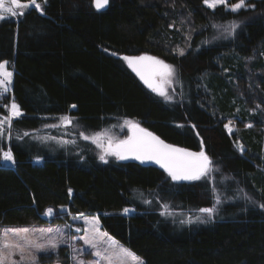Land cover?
<instances>
[{
    "label": "trees",
    "instance_id": "16d2710c",
    "mask_svg": "<svg viewBox=\"0 0 264 264\" xmlns=\"http://www.w3.org/2000/svg\"><path fill=\"white\" fill-rule=\"evenodd\" d=\"M37 2L44 14L32 7L0 20V62L12 64L11 92L23 113L12 130H38L64 114L85 131L135 119L168 143L202 146L231 200L206 223L185 225L161 215V204L185 213L211 207L207 180L175 183L152 166L12 137L0 140L16 161L0 159V225L40 223L47 208L63 205L97 214L101 228L145 264H264V0H247L255 7L238 13L210 10L204 0H109L100 11L93 0ZM233 21L232 38L210 40L212 25ZM140 54L175 67L177 101L154 94L122 60Z\"/></svg>",
    "mask_w": 264,
    "mask_h": 264
},
{
    "label": "snow or ice",
    "instance_id": "6c2138e0",
    "mask_svg": "<svg viewBox=\"0 0 264 264\" xmlns=\"http://www.w3.org/2000/svg\"><path fill=\"white\" fill-rule=\"evenodd\" d=\"M46 3L47 0H44ZM93 4L97 10L104 9L109 0H93ZM204 4L209 8L215 10L218 5H225L229 11L238 13L240 10H247L248 7L254 8V5L248 4L246 0H236L230 7L227 4V0H204ZM39 10L40 14H44L41 4L37 0H0V20H5L12 17L23 16L26 10L32 9ZM19 10V11H17ZM7 14V16L5 15ZM212 27H220L218 25H212ZM239 27L235 21L231 22L225 27V32L232 35L236 28ZM115 55V53H113ZM180 55H184L182 49L179 50ZM127 62L128 67L139 77V79L154 93L161 96L165 101L172 100V96L169 94V88L173 83H178L175 79L176 71L175 67L166 63L164 60L159 59L151 55H139L122 57ZM13 72L8 69V61L0 62V97H5L11 90ZM175 91L174 88H172ZM8 114L0 117V137L5 135V129L8 132L13 125V119L22 115L19 105L14 100L9 105H4ZM75 108V105H72ZM61 122L66 126L72 124V119L64 116L61 117ZM232 121H229L224 127L232 132L230 125ZM124 126L128 129V135L123 139L114 138L107 135V133H95L92 136L86 135L84 132L80 133V136L84 140H91L98 148L101 149L99 159L107 163L106 157L113 156L118 160L134 159L141 163L153 162L159 165L171 178L172 181H199L201 179H207L213 171L212 161L205 154L204 151L193 152L185 148H180L172 144L165 143L159 136L155 135L148 129L141 127L138 122L126 119ZM251 127L252 125H246ZM49 127H56V125H49ZM25 136L29 133L25 132ZM21 137H17L20 139ZM56 139V137H51ZM61 143H75V141L61 140ZM202 143V142H201ZM241 152L244 151L243 145H238ZM0 159L5 162H11L15 164V158L12 151L0 150ZM72 189H68L69 196L72 195ZM215 204L212 207L199 208L200 213L206 214L210 219L216 212V204L221 203V199L218 194H215ZM145 203H151V201H144ZM165 211L161 212V215H172L167 211L168 206L163 205ZM264 208V204L260 205ZM134 209H123L125 214ZM64 213L71 215L66 206H60L58 210H54L52 207L47 208L42 215L53 218L60 216ZM83 219L85 234L79 239L83 240L87 249L91 250V254L96 259L90 264H145L144 260L130 249L120 245L114 240L107 232H102L100 228V222L98 216H86L85 213H78L72 216V220L76 221ZM206 223L207 220L201 216H196L195 219L189 217L188 219L181 220L180 223ZM71 227V225H66ZM76 232H80V228H75ZM39 233V234H37ZM68 243L64 239V234H53V229H4L3 234L0 235V264H37V253H55L59 249L61 244ZM72 249L73 264H85V261L81 259V255L84 249H76L73 245H68ZM14 256H18L19 259H13Z\"/></svg>",
    "mask_w": 264,
    "mask_h": 264
},
{
    "label": "rangeland",
    "instance_id": "374dc122",
    "mask_svg": "<svg viewBox=\"0 0 264 264\" xmlns=\"http://www.w3.org/2000/svg\"><path fill=\"white\" fill-rule=\"evenodd\" d=\"M230 1L231 0H227V4L229 7L232 3L236 2V0H234L233 2H230ZM24 2H27V1H24ZM246 2H247V0H246ZM38 3L41 4V2H38ZM203 5H205L204 2H203ZM218 6H220V5H218ZM222 6L226 10H228V8L225 5L222 4ZM210 10H212V9H210ZM17 11H19V10H17ZM5 15L7 16V14H5ZM19 17L20 16L8 18V19L17 20ZM230 23L231 22L223 23V24H217L220 27H214L215 28L214 29V36L210 40L221 39L222 37L224 39L232 38V35L234 33L232 35H229L224 30L225 27H227ZM12 68H13L12 64L8 62V69L13 72ZM175 79L177 80V77H175ZM178 85H179V83H173L172 87L169 88L168 91H169V94L172 96V100L167 101V102H175L178 100L179 93H180V91L178 90ZM172 88H174L175 91H173ZM154 94H156V93H154ZM159 97H161V96H159ZM161 98L163 100H165L163 97H161ZM13 100L14 99H13V95H12L11 90L5 97H0V117L8 114V111L4 107V105L10 106V104L12 103ZM21 113H22V111H21ZM64 116H67V117L72 119V124L70 126H66L65 124H63L61 122L60 118L64 117ZM18 118L19 117L14 118L13 121L15 119H18ZM126 119H128V118L116 119L112 122V124H110L109 126L103 128V129H100L98 131H85L82 127H80V125L78 124V121L74 117H71L67 114H64V115H59V116H54V117L48 118V121L40 129L27 132V133H29V135H27V136L24 135L25 131L20 132V133H16L11 128L10 133H9L7 128H6L5 129V135L3 137H0V140L4 139L6 142H8L12 137H14L16 139L18 136L21 138L22 137H29L30 140H32V141H37L41 144L50 145V147H53V148H50L52 152H57L59 150H62V151L66 150L68 152H73V153L79 154L80 152L81 153H84V152L89 153L91 151L90 153H92L95 156V158H97L100 162H104V161H101L99 159V156L101 154V149L98 148L94 143H92L91 140H84L80 136V133L84 132L86 135H89V136H92L95 133H107V135L112 136L114 138L123 139L126 135L129 134L127 127L124 126V121ZM129 120H132L134 122H138L135 119H129ZM49 125H56V127H49ZM227 132H229V131L227 130ZM51 137H56V139H51ZM61 140L75 141V143H61L60 142ZM200 151H204L202 146L199 148L198 152H200ZM83 158H84V154L80 158V160H82ZM112 158H115V157H113V156L106 157L107 161L112 159ZM34 162L37 163V162H41V161H40V159L36 158V159H34ZM2 163L4 165H8L3 160H2ZM9 163H10V165L12 164L11 162H9ZM215 170H216V167H213L212 173L210 174V176L207 179H205L211 185V192H212V197H213L212 206L215 204L214 193L219 195L221 202L226 201V200H231L230 196H228V198H226V199H224L222 197L223 192H221L219 190L220 189L219 184L216 182V178H214V171ZM163 205H167L168 206L167 211L172 213V215H166V216H168L170 219L172 218V220H175L179 223L181 220L188 219L189 217L193 218V220H194L196 216H201L205 220H209V218L206 216V214L200 213L199 211L191 212V213L181 212L178 209H175L174 207H172L170 203L161 204V209H162L161 211H165V208L162 207ZM218 205L219 204L215 205L216 208ZM128 209H131V208H128ZM131 212H133V211H130L129 213H131ZM129 213H127V214H129ZM75 215L76 214L68 215L67 213H65L60 218H55V217L49 218V217L42 215L43 218L46 219L45 221H42L40 223H31V224H27V225H21V226H13V225H9V224H3V225H0V235L3 234L4 229H12V228H15V229H21V228L33 229L34 228V229L47 230V229L51 228V229H53L54 235H58L59 233H63L64 239L68 243L61 244L59 249L55 253H47V254L37 253V256H38L37 264H63L61 262L60 258L63 259V257H65V256L67 257V264H73V260H72L73 253H72V249L68 246L69 244L73 245L76 249H84V252L82 253L80 258L85 261V264H90V262L94 261L96 259V257L91 254V250L87 249V246L84 245L83 240L79 239V237H81L85 234L84 228L86 226L84 225L82 218L79 220L73 221L72 216H75ZM86 216L91 217V216H98V215L97 214H86ZM198 223L199 222H193L191 224H198ZM183 224L187 225L189 223H183ZM66 225H71V227H66ZM77 227L81 229L80 232L75 231V228H77ZM100 228H101V226H100ZM101 231L106 232L102 228H101ZM37 234H39V233H37ZM109 236H111V235H109ZM113 239L116 240L115 238H113ZM118 243L120 245H123L120 242H118ZM57 254L61 255V257L58 258ZM13 259H19V257L14 256Z\"/></svg>",
    "mask_w": 264,
    "mask_h": 264
},
{
    "label": "water",
    "instance_id": "95a60500",
    "mask_svg": "<svg viewBox=\"0 0 264 264\" xmlns=\"http://www.w3.org/2000/svg\"><path fill=\"white\" fill-rule=\"evenodd\" d=\"M108 6V5H107ZM107 6L104 8V9H106L107 8ZM94 8H95V6H94ZM96 9V8H95ZM104 9H102V10H104ZM97 10V9H96ZM98 11H100V10H98ZM140 55H144V54H140ZM148 55V54H147ZM128 56H130V55H128ZM134 56H139V55H134ZM124 61V60H123ZM126 65H127V62L125 61L124 62ZM127 67H128V65H127ZM129 68V67H128ZM130 69V68H129ZM131 70V69H130ZM132 71V70H131ZM135 76H136V74L134 73V72H132ZM138 79H139V77L138 76H136ZM139 81L146 87V88H148L140 79H139ZM149 89V88H148ZM150 90V89H149ZM75 108H73L72 106H71V110H74ZM140 124V123H139ZM140 126L141 127H144L143 125H141L140 124ZM144 128H146V127H144ZM147 129V128H146ZM149 130V129H148ZM149 131H151V130H149ZM152 133H154L153 131H151ZM155 135H157L156 133H154ZM157 136H159V135H157ZM160 137V136H159ZM161 138V137H160ZM162 139V138H161ZM162 140H164V139H162ZM165 141V140H164ZM165 143H168V142H166L165 141ZM168 144H171V143H168ZM172 145H174V144H172ZM174 146H177V145H174ZM177 147H179V146H177ZM180 148H183V147H180ZM188 150V149H187ZM189 151H192V150H189ZM193 152H198V151H193ZM206 154V153H205ZM207 155V154H206ZM118 160V159H117ZM120 163H123V164H127V163H135V164H138V165H140V166H143V167H148V166H152V167H155V168H157V169H159V170H161V171H163V172H165L159 165H157V164H155V163H153V162H145V163H141L140 161H137V160H134V159H128V160H118ZM166 173V172H165ZM167 174V173H166ZM168 175V174H167ZM173 182H175V183H188L189 181H180V182H176V181H173ZM192 182V181H191Z\"/></svg>",
    "mask_w": 264,
    "mask_h": 264
},
{
    "label": "crops",
    "instance_id": "0c3cea01",
    "mask_svg": "<svg viewBox=\"0 0 264 264\" xmlns=\"http://www.w3.org/2000/svg\"><path fill=\"white\" fill-rule=\"evenodd\" d=\"M8 2V0H6V3Z\"/></svg>",
    "mask_w": 264,
    "mask_h": 264
}]
</instances>
